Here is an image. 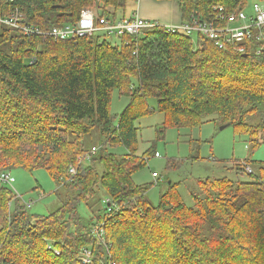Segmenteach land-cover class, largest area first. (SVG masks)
Segmentation results:
<instances>
[{"label": "trees", "instance_id": "1", "mask_svg": "<svg viewBox=\"0 0 264 264\" xmlns=\"http://www.w3.org/2000/svg\"><path fill=\"white\" fill-rule=\"evenodd\" d=\"M2 1L7 11L21 9L22 23L46 30L75 24L85 8L97 22L113 20L134 0ZM176 1L181 22L215 19L222 7L219 27L247 6ZM194 34L154 26L112 39L96 32L60 40L0 24V172L44 168L72 190L55 210L30 214L10 184L0 183V264H84V249L86 264H264V160H234L233 178L196 179L191 205L180 182L166 183L154 204L149 185L133 180L156 154L153 146L137 154L136 121L154 112L163 113L158 138L212 121L247 134L250 150L264 142V26L222 47ZM114 93L127 99L119 113L111 112ZM182 160L168 158L165 168ZM99 189L115 208L101 200L100 212L81 216L79 203L91 209ZM96 224L102 239L91 233Z\"/></svg>", "mask_w": 264, "mask_h": 264}, {"label": "rangeland", "instance_id": "2", "mask_svg": "<svg viewBox=\"0 0 264 264\" xmlns=\"http://www.w3.org/2000/svg\"><path fill=\"white\" fill-rule=\"evenodd\" d=\"M246 1L245 12L248 15H254L253 3L263 4L258 0ZM177 4L176 0H163V3L134 0L129 1L123 10L117 11L116 15L117 17L123 15L129 17L141 8L149 21L169 25L173 23V19H179ZM191 36L195 40L197 35L191 34ZM108 38L113 37L111 35ZM126 103L127 99H120L114 93L111 112L119 113ZM150 103L154 105L155 101H150ZM162 121L163 113L159 112H154L136 121V125L139 126L137 154H141L150 146L154 147L156 154L149 157L145 167H141L133 174V180L137 185H149L146 197L154 204L166 189V183L170 181L180 182L178 191L181 192L185 203L191 205L188 188L191 187L192 179L196 177L202 179L207 174L210 177L221 176L222 174L219 173L221 170L226 172L229 178H233L236 177L235 170L232 169L234 160L242 161L245 158L264 160V142L254 150H250L248 135L235 133L229 124L219 125L209 121L200 127H175L168 129L163 138H158L157 127ZM190 155L199 158L192 159ZM168 158L183 160L177 169H166ZM250 165L254 167L255 163H250ZM8 172L12 183L10 187L17 194V198H20L22 203H31L30 207H27L30 214H48L64 202L72 192L68 187L54 181L44 168L32 171L12 168ZM152 172H156L157 176L153 177ZM240 176L245 178V175ZM105 198L103 190L99 189L92 200L100 199V202L91 209H88L86 203L81 202L77 207L78 213L89 218L94 213L100 212Z\"/></svg>", "mask_w": 264, "mask_h": 264}, {"label": "built area", "instance_id": "3", "mask_svg": "<svg viewBox=\"0 0 264 264\" xmlns=\"http://www.w3.org/2000/svg\"><path fill=\"white\" fill-rule=\"evenodd\" d=\"M6 3L0 0V24L8 26L10 28L21 30L25 35L40 34L44 36H51L55 39H77L99 33H107L111 35H122L123 33L129 34H142V30L148 27L161 26L168 32H175L176 30H182L186 34L190 35L194 33H200L215 41L218 47H222L224 43L241 42L245 39H249L252 35L253 27L264 26V3H253L254 15H247L245 11H239L237 14L240 23H236V17L234 14H230L227 17L229 21L224 27L216 26L217 18L223 19L222 7H219V13L215 16V19L197 20L193 19L189 22H180L178 24H160L159 22H149L140 17L137 11L129 17H119L109 20L106 17H100L98 22L95 20V16L90 9H82L80 17L75 24L54 25L50 29H40L39 27L30 26L22 23L23 13L19 7H13L14 9L7 11ZM237 20V21H238ZM216 24V25H215ZM96 147L90 148V153H93ZM246 171L250 172V168L246 167ZM68 173L73 176L76 173V167L71 166L68 169ZM153 177H156V172H152ZM5 182L11 184L10 175L7 171L0 172V183ZM12 185V184H11ZM17 195V194H16ZM103 203L111 210L115 208V203L109 198H105ZM26 207H30L31 203H24ZM102 224H96L92 227L91 232L99 239L103 237ZM91 253L89 250L84 249L81 254V262L86 264L90 262Z\"/></svg>", "mask_w": 264, "mask_h": 264}, {"label": "crops", "instance_id": "4", "mask_svg": "<svg viewBox=\"0 0 264 264\" xmlns=\"http://www.w3.org/2000/svg\"><path fill=\"white\" fill-rule=\"evenodd\" d=\"M138 1V0H137ZM151 2H153V3H163V1H160V0H150ZM141 3V2H140ZM178 5V4H177ZM138 14L140 15V17L141 18H143L144 20H146V21H149L148 19L149 18H146V16L144 15V13L141 11V8L139 9V11H138ZM178 15H179V19H173V23L172 24H178V23H180L181 22V14H180V11H179V7H178ZM122 17H126V16H122ZM117 18H119V17H117ZM150 22V21H149ZM151 22H153V21H151ZM210 172V171H209ZM206 173H208V172H206ZM219 173L220 174H222V175H227V173L226 172H224L223 170H221V171H219ZM221 175V176H222ZM206 177H210V176H208V174H207V176ZM216 177H218V176H216ZM198 177H196V178H194V179H192L191 180V187H195V185H196V183H195V181H196V179H197Z\"/></svg>", "mask_w": 264, "mask_h": 264}, {"label": "bare ground", "instance_id": "5", "mask_svg": "<svg viewBox=\"0 0 264 264\" xmlns=\"http://www.w3.org/2000/svg\"><path fill=\"white\" fill-rule=\"evenodd\" d=\"M69 183V182H68ZM2 184H3V182H2ZM105 231V230H104ZM92 233V232H91ZM100 241V240H99ZM104 241H105V239H104ZM102 243V242H101ZM90 249V248H89ZM92 261V260H91Z\"/></svg>", "mask_w": 264, "mask_h": 264}, {"label": "water", "instance_id": "6", "mask_svg": "<svg viewBox=\"0 0 264 264\" xmlns=\"http://www.w3.org/2000/svg\"><path fill=\"white\" fill-rule=\"evenodd\" d=\"M228 125V123H226ZM221 128H223V126H221Z\"/></svg>", "mask_w": 264, "mask_h": 264}]
</instances>
